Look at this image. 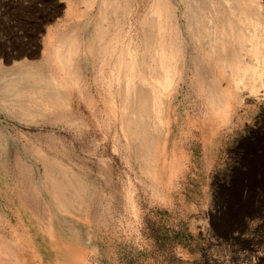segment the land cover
<instances>
[{"label":"rangeland","instance_id":"374dc122","mask_svg":"<svg viewBox=\"0 0 264 264\" xmlns=\"http://www.w3.org/2000/svg\"><path fill=\"white\" fill-rule=\"evenodd\" d=\"M152 1L119 0L111 11L108 0H0V10L44 12L0 13V33L13 22L33 46L28 60L0 59V264H264V96L220 115L190 77L172 80L160 93L161 128L153 129L152 110L145 116L155 143L143 164L121 122L95 28L112 36L115 23L100 16L106 9L122 18L120 40L141 48ZM168 4L186 27V1ZM243 8L264 20V0H244ZM197 59L186 57L187 70L199 73ZM23 62L51 77L46 88L64 101L26 104L38 90L26 88L32 73ZM12 78L25 87L5 88ZM42 155L53 170L77 174L88 200L57 205Z\"/></svg>","mask_w":264,"mask_h":264},{"label":"bare ground","instance_id":"6f19581e","mask_svg":"<svg viewBox=\"0 0 264 264\" xmlns=\"http://www.w3.org/2000/svg\"><path fill=\"white\" fill-rule=\"evenodd\" d=\"M117 1L108 0L111 11L118 9ZM185 1L186 12H189L186 17L191 21L186 23V27L178 24L168 0L151 2V13L145 17L148 27L141 48L120 40L117 30L122 18L116 19L117 15L106 13V9L101 10L100 16L115 23L112 36L108 38L101 25L95 28L101 43L102 59H106V55L111 65L107 88L111 95L118 96L121 122L126 123L134 138L136 153L142 164L153 158L154 139L145 116L152 110L153 129L158 131L161 128L165 122L167 100L160 93L168 88L172 80L186 82L190 77L188 85L194 86L200 99L220 115L230 113L232 107L246 97L264 96V20L261 13H244V0ZM255 5L259 7L257 1ZM112 16L116 21L112 20ZM189 56L198 58L201 65L199 73L195 68L187 70L186 57ZM21 65L32 73L24 81L33 86L26 88L38 90L36 94L25 95L28 98L26 104L49 109L64 101L59 92L52 90V83V88H46L45 85L53 80L51 77L34 75L39 73L33 68V63L23 62ZM112 79L116 80L114 91ZM17 81L21 79L7 80L5 88L12 91L23 89L25 86L16 85ZM21 97V94L14 93L10 95V100L23 108V102L19 101ZM22 112L33 113L27 109ZM42 156L50 194L58 202L57 205L70 204L72 198L80 199V202L88 200L86 185L77 174L60 164L58 168L61 170H53L49 165L53 162ZM59 207L62 209L64 206Z\"/></svg>","mask_w":264,"mask_h":264},{"label":"crops","instance_id":"0c3cea01","mask_svg":"<svg viewBox=\"0 0 264 264\" xmlns=\"http://www.w3.org/2000/svg\"><path fill=\"white\" fill-rule=\"evenodd\" d=\"M64 0H54L55 4H62ZM69 4V1H67ZM0 13H44L43 11L36 10H20V11H5L0 10ZM61 13H70V8L63 9ZM13 22H10L8 29L10 33H0V59L5 60L8 58L16 60H28L30 58V51L32 49V41H30L21 29L15 25H11ZM17 44L21 46V51H18L15 47Z\"/></svg>","mask_w":264,"mask_h":264}]
</instances>
